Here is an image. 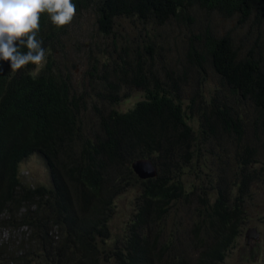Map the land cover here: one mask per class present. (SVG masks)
I'll return each mask as SVG.
<instances>
[{
  "label": "trees",
  "instance_id": "trees-1",
  "mask_svg": "<svg viewBox=\"0 0 264 264\" xmlns=\"http://www.w3.org/2000/svg\"><path fill=\"white\" fill-rule=\"evenodd\" d=\"M72 3L65 26L40 14L36 72L0 61V264H222L256 199L264 228V0ZM88 9L94 56L76 91L54 53ZM169 24L182 35L167 57L148 28ZM32 156L46 184L19 180ZM140 158L154 177L133 173ZM125 189L132 212L112 237Z\"/></svg>",
  "mask_w": 264,
  "mask_h": 264
},
{
  "label": "rangeland",
  "instance_id": "rangeland-1",
  "mask_svg": "<svg viewBox=\"0 0 264 264\" xmlns=\"http://www.w3.org/2000/svg\"><path fill=\"white\" fill-rule=\"evenodd\" d=\"M121 21L126 28L125 31L129 35H143L141 26L137 27V24L129 20L123 19ZM213 23L218 25L222 31H226L228 28V26L224 27L218 18H214ZM93 24H95V16L92 10L88 9L83 11L75 19V22H72L68 27L61 51L54 53L57 67L62 73L69 76L72 87L76 91H81L82 84L86 78L85 71L87 70V63L84 55L94 56L95 36L89 39L90 34L95 33ZM148 29L152 31L151 36L153 34L156 35L155 42L158 43L157 45L162 46L164 56H174L176 44L182 35L179 33V28L174 24H169L155 30L158 35L152 29ZM120 33L123 35L124 31L120 30ZM235 34L236 31H233L231 35L234 36ZM96 44L101 45L102 43L98 41ZM37 67L38 65L34 72L37 71ZM133 92H128L123 97V108L130 106L137 99L138 94ZM19 180L28 186L46 184V173L37 157L32 156L19 166ZM135 193L134 189H125L116 196L114 202L115 212L109 223L112 237L121 234L124 230L126 222L132 212V200ZM261 212L262 206L259 199H256L251 208L250 217L247 220L248 223L243 226V236L237 238L222 264H261L264 248V228L256 219V216L261 214ZM5 236V233L0 232V238H4Z\"/></svg>",
  "mask_w": 264,
  "mask_h": 264
},
{
  "label": "clouds",
  "instance_id": "clouds-1",
  "mask_svg": "<svg viewBox=\"0 0 264 264\" xmlns=\"http://www.w3.org/2000/svg\"><path fill=\"white\" fill-rule=\"evenodd\" d=\"M44 12L54 25L62 27L72 21L76 6L72 0H0V61L16 70L44 60L42 41L36 38Z\"/></svg>",
  "mask_w": 264,
  "mask_h": 264
},
{
  "label": "water",
  "instance_id": "water-1",
  "mask_svg": "<svg viewBox=\"0 0 264 264\" xmlns=\"http://www.w3.org/2000/svg\"><path fill=\"white\" fill-rule=\"evenodd\" d=\"M133 173L140 179L152 178L156 174V168L150 160L136 159L131 163Z\"/></svg>",
  "mask_w": 264,
  "mask_h": 264
}]
</instances>
